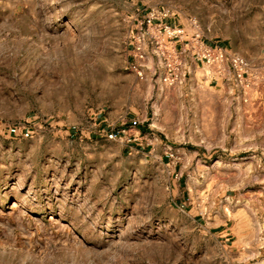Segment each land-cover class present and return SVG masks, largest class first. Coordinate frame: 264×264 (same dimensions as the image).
Returning a JSON list of instances; mask_svg holds the SVG:
<instances>
[{"label":"rangeland","instance_id":"obj_1","mask_svg":"<svg viewBox=\"0 0 264 264\" xmlns=\"http://www.w3.org/2000/svg\"><path fill=\"white\" fill-rule=\"evenodd\" d=\"M151 8L264 62V0H0V264H264V123L234 149L146 41L135 73Z\"/></svg>","mask_w":264,"mask_h":264},{"label":"crops","instance_id":"obj_2","mask_svg":"<svg viewBox=\"0 0 264 264\" xmlns=\"http://www.w3.org/2000/svg\"><path fill=\"white\" fill-rule=\"evenodd\" d=\"M205 41L207 43H211L206 39ZM177 46L181 49L183 48L182 43H178ZM157 69L160 77L162 69L159 61L156 66L152 64L149 70L155 73ZM247 81L249 86L237 83L229 71L223 76H207L200 69L199 64L193 59L190 53L186 52L184 53L183 76L176 84H181L180 90L184 95L187 92L189 95L191 94L192 101L187 103L186 98L183 110H185L187 114L193 115L196 118L197 123H201L204 117H212L215 119V123L218 126L222 125L225 127L229 124L235 126L233 131L236 133V137L232 135L230 146L235 144L233 147L234 149H237L246 144V132L244 126L254 120L259 121L260 124L264 123V62H262L257 70H255V72L251 75L248 70ZM162 85L164 84L162 83ZM251 85L253 86L254 91L257 92V96L248 101L247 94ZM198 89L204 90L206 96H203V93ZM156 109L159 112L157 105ZM158 112H156V114ZM154 119L155 117L153 120ZM153 120L152 125H154ZM142 129V124L133 123L128 131L132 130V133L136 135L133 137L134 140L148 139V133L142 132ZM226 138L227 135H225L221 140H218L216 142V146L218 148H225ZM207 141L208 140L205 139L203 145ZM150 142L151 141L148 139L145 144L148 145ZM211 143L213 142L211 141ZM166 149L171 150L168 145Z\"/></svg>","mask_w":264,"mask_h":264},{"label":"built area","instance_id":"obj_3","mask_svg":"<svg viewBox=\"0 0 264 264\" xmlns=\"http://www.w3.org/2000/svg\"><path fill=\"white\" fill-rule=\"evenodd\" d=\"M167 12L149 9L136 22V31L130 36V56L135 61L131 68L138 76L143 70L140 63L147 57L145 41L160 62V81L166 86L176 84L183 76L184 53L189 52L207 76H223L230 72L234 80L248 86L249 63L244 56L227 47L207 43L198 29L189 32L185 27L166 21ZM183 44V48L177 46ZM148 139H144L146 142Z\"/></svg>","mask_w":264,"mask_h":264},{"label":"bare ground","instance_id":"obj_4","mask_svg":"<svg viewBox=\"0 0 264 264\" xmlns=\"http://www.w3.org/2000/svg\"><path fill=\"white\" fill-rule=\"evenodd\" d=\"M155 104H156V103H155ZM154 111H155L154 114L157 115L156 112H158V111H157V109H156V105L154 106ZM155 115H154V116H155ZM153 124H154L155 126L157 125V120H156V118L153 120Z\"/></svg>","mask_w":264,"mask_h":264}]
</instances>
